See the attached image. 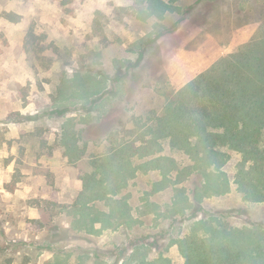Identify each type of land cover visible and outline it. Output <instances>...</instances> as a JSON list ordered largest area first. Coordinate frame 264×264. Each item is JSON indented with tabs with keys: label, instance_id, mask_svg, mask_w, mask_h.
Segmentation results:
<instances>
[{
	"label": "rangeland",
	"instance_id": "1",
	"mask_svg": "<svg viewBox=\"0 0 264 264\" xmlns=\"http://www.w3.org/2000/svg\"><path fill=\"white\" fill-rule=\"evenodd\" d=\"M242 52L264 61V0H0V264H184L193 232L264 264V169L240 153L166 139L96 169Z\"/></svg>",
	"mask_w": 264,
	"mask_h": 264
},
{
	"label": "trees",
	"instance_id": "2",
	"mask_svg": "<svg viewBox=\"0 0 264 264\" xmlns=\"http://www.w3.org/2000/svg\"><path fill=\"white\" fill-rule=\"evenodd\" d=\"M8 16L11 21L18 18ZM257 57L252 60L246 52L229 56L194 77L167 102L154 123L143 126L145 129L137 135L139 146L133 142L122 144L115 156L105 157L96 169L110 167L111 162L122 164L134 157H150L161 151L160 141L166 139L184 151L191 143L209 152L227 148L240 153L257 169H264V61ZM65 143L66 156L77 152L68 140ZM214 236L202 237L193 232L187 237H176L171 244L177 245L184 264H246L242 251Z\"/></svg>",
	"mask_w": 264,
	"mask_h": 264
},
{
	"label": "crops",
	"instance_id": "3",
	"mask_svg": "<svg viewBox=\"0 0 264 264\" xmlns=\"http://www.w3.org/2000/svg\"><path fill=\"white\" fill-rule=\"evenodd\" d=\"M53 156H56V154L53 153ZM54 170L55 169H53V167H50V172H54ZM28 179L32 183L36 181L37 182L36 184H38V186L40 185V195H38V191H39L38 188L36 189V191H31V190L28 189V192L30 193V197L39 196L42 200H48L49 202H52V203H56V202L59 201V198H60L59 193H57V192L55 193L52 190H50V188L47 185V182L45 180V176H41V173H40V175L39 174L34 175V174L30 173V176L28 177ZM31 185H32L31 187H33V184H31ZM68 187L72 188V189H76V190H77V188H81V187H77L76 185L71 186V184ZM24 189H25L24 186H20V188L18 190H16V193H19L21 191L24 192ZM4 194L7 195V193H5V192H4ZM31 211H32V213H31L32 215L31 216H33V218H38L39 217L38 216V211H39L38 208L32 207ZM260 253L264 254V251H262ZM263 257H264V255H263Z\"/></svg>",
	"mask_w": 264,
	"mask_h": 264
}]
</instances>
